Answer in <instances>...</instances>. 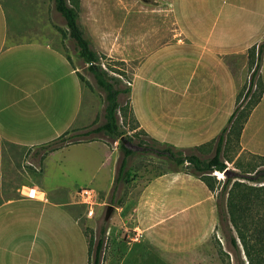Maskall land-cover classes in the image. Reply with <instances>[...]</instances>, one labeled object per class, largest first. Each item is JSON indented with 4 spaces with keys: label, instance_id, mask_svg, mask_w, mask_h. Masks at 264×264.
Returning <instances> with one entry per match:
<instances>
[{
    "label": "crops",
    "instance_id": "1",
    "mask_svg": "<svg viewBox=\"0 0 264 264\" xmlns=\"http://www.w3.org/2000/svg\"><path fill=\"white\" fill-rule=\"evenodd\" d=\"M5 1L22 16L16 13L10 27L7 9L0 0V140L29 149L83 125L88 115L82 110L84 86L77 68L56 43L67 27L64 20L62 25L56 23L55 8L42 0ZM167 3L162 13L173 24L170 39L138 60L129 82V102L139 128L150 137L165 142L166 138L157 135H190L173 143L199 145L226 125L235 104V98L233 106L229 104V95L236 91L228 56L244 53L261 41L264 13L260 24L256 0ZM27 5L33 6V13L24 11ZM160 120L167 125L165 129L156 128ZM94 142L100 141L64 145L48 152L43 160L70 146H91ZM100 143L113 156L115 176L117 156ZM197 189L204 192L203 199L215 202L206 184L184 171L169 169L146 182L132 208V225L127 228L131 232L127 242H132L136 258L140 259L147 245L158 248L164 241L167 253L185 254L209 237L218 219L198 245L185 243L184 235L174 236L176 229H185L183 223L203 212L199 207L187 210L201 201L195 200ZM43 190L46 197L40 199L24 197L18 189L6 195L0 188V264H88L82 223L60 193ZM109 225L107 237H116Z\"/></svg>",
    "mask_w": 264,
    "mask_h": 264
},
{
    "label": "rangeland",
    "instance_id": "2",
    "mask_svg": "<svg viewBox=\"0 0 264 264\" xmlns=\"http://www.w3.org/2000/svg\"><path fill=\"white\" fill-rule=\"evenodd\" d=\"M3 2L7 9L9 25L12 27L15 24L16 13L21 14L16 9H12L5 0ZM42 2L54 9L52 0H42ZM81 2L85 6L81 4L79 9L80 27L84 35L90 39L92 47L101 56L102 67L110 74L120 77L123 87L129 85L134 67L140 57L152 48L168 41L173 31L169 16L162 13V8L165 9L168 5L167 0H81ZM256 2L259 13L258 22L261 24L264 0H256ZM24 11L33 13V6L27 5ZM26 19L30 21L29 16H26ZM63 20L64 18L58 13L56 23L62 25ZM259 42L264 43V36ZM56 43L66 52L72 66L77 68L82 76L84 86L82 110L84 113L88 112V115H85L86 119L82 126H76L73 129L84 131L103 122L104 92L96 84L93 75L86 67L87 64L77 56L74 40L66 34L61 35ZM247 57V52L228 56V62L235 74L234 78L236 77L234 85L236 91L234 95H229L231 106H233L236 92L243 89L242 85L248 83ZM261 71L264 78V69ZM262 96L244 123L240 138L235 140L233 135H230L221 154L222 158L227 159L225 160L227 168L238 174L241 171L237 168V163L247 161L256 163L259 159L256 155H264V94ZM118 101L122 105V110L118 113L119 128L123 135L131 138L132 141L128 143V146L134 150L128 161L129 181H120L116 188L112 189L113 156L110 150H104L100 146L102 145L100 142L114 150L118 165L122 151L118 146L119 139H113L104 132H98L89 134L88 137L100 142H94L91 146H70L66 150L55 152L45 160L43 159L48 152L41 146L26 149L0 140V188L6 195H13L22 183L34 182L50 193H60L62 199L67 202L85 228L87 239L91 240V262L99 227L104 223L106 228L110 224L112 236L116 235L115 232L118 235L108 238L105 232L100 264H247L243 253L236 255L229 247L220 228L213 229L209 237L198 245L217 221L215 202L211 199H203L205 195L201 189L196 190L195 197V200L201 199V201L194 204L195 208L190 206L187 210L199 207L203 208V212L193 221L183 223L186 225L185 229L181 227L174 233V236L179 235V238L184 235L185 243L198 246L185 254L174 255L166 252L168 243L164 241L163 246L158 248L147 245L140 259L136 258L132 242H127V235H131L127 228L132 225L130 217L137 195L154 175L169 169L181 168L169 160L166 155L157 153L155 149L164 147L166 142L173 146V150L179 149L184 153L192 151L203 159H207L213 154L214 143L201 148L192 144L177 145L173 143L176 138L190 137V135L177 133L157 135L166 138L167 141L156 143L139 127L132 129L133 122L130 118L127 95L120 94ZM166 126L162 120L156 124V128L160 129H165ZM143 146L148 148L144 149ZM218 172L213 173L217 179L223 181L225 174ZM202 185L204 187V184ZM82 187H91L98 192V204L95 205L94 214L91 217L85 215L84 206L78 202L76 193ZM218 189L219 186L215 192ZM108 205L114 206L109 217H107Z\"/></svg>",
    "mask_w": 264,
    "mask_h": 264
},
{
    "label": "trees",
    "instance_id": "3",
    "mask_svg": "<svg viewBox=\"0 0 264 264\" xmlns=\"http://www.w3.org/2000/svg\"><path fill=\"white\" fill-rule=\"evenodd\" d=\"M52 1L55 10L64 18L67 27L62 35L67 34L74 40L77 47V56L87 64L86 67L93 75L96 84L104 92V120L84 131L73 128L68 129L39 146L46 149V152H50L70 143L90 140L91 138L88 135L98 132H104L113 139H119L118 146L122 151V157L113 179L112 189H114L120 181H129L128 161L134 153V150L128 146V143L132 141L131 138L123 135L118 123V113L122 110L118 97L120 94H126L129 102L130 86H121L120 77L110 74L102 67L100 63L101 56L92 47L90 39L84 35L80 27L78 20L80 0ZM246 52L249 66L248 83L242 85L241 88L244 91L243 89L237 91L234 108L227 119L226 125L214 138L195 146L201 148L214 143L213 154L207 159H203L192 151L184 153L179 149L173 150V146L167 143H164V147L155 150L160 155H166L176 166L181 167L171 170L184 171L195 175L214 193L218 219L214 230L221 229L229 247L236 255L243 253L247 264H264V155L255 154L259 158L256 163H250L249 161L237 163V168L241 171L239 174L227 168L225 161L227 159L221 157L230 135H233L235 140L240 138L244 123L251 110L259 103L264 92V78L261 73L264 43L252 44ZM67 58L70 61L68 55ZM77 73L82 80L81 74L78 71ZM129 108L130 118L133 122L132 129L137 128L139 124L133 114L130 102ZM123 114L125 116L126 112L124 111ZM141 130L146 133L143 129ZM151 139L156 143L160 142L152 137ZM143 148L147 149L148 147L143 146ZM214 171L225 174L224 180L217 179L213 173ZM218 186L219 189L215 192ZM105 219H103V222H105ZM83 229L85 233V228L83 227ZM105 232L106 226L102 223L94 243L92 262L90 259L91 240L87 239L88 264L90 262L100 264Z\"/></svg>",
    "mask_w": 264,
    "mask_h": 264
},
{
    "label": "built area",
    "instance_id": "4",
    "mask_svg": "<svg viewBox=\"0 0 264 264\" xmlns=\"http://www.w3.org/2000/svg\"><path fill=\"white\" fill-rule=\"evenodd\" d=\"M18 192L24 197L31 198H45V191L38 187L36 184H21L18 187ZM78 202L84 206L85 215L88 217L93 216L95 205L98 204V193L91 187H82L77 191ZM136 233V230H135Z\"/></svg>",
    "mask_w": 264,
    "mask_h": 264
},
{
    "label": "water",
    "instance_id": "5",
    "mask_svg": "<svg viewBox=\"0 0 264 264\" xmlns=\"http://www.w3.org/2000/svg\"><path fill=\"white\" fill-rule=\"evenodd\" d=\"M113 208H114L113 205H108V207H107V217L110 216V214H111Z\"/></svg>",
    "mask_w": 264,
    "mask_h": 264
},
{
    "label": "bare ground",
    "instance_id": "6",
    "mask_svg": "<svg viewBox=\"0 0 264 264\" xmlns=\"http://www.w3.org/2000/svg\"><path fill=\"white\" fill-rule=\"evenodd\" d=\"M219 173V172H218Z\"/></svg>",
    "mask_w": 264,
    "mask_h": 264
}]
</instances>
